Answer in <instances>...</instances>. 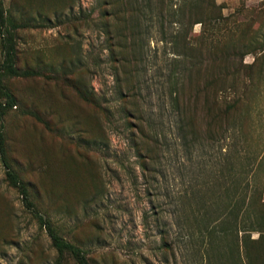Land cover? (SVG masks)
<instances>
[{"label": "rangeland", "instance_id": "1", "mask_svg": "<svg viewBox=\"0 0 264 264\" xmlns=\"http://www.w3.org/2000/svg\"><path fill=\"white\" fill-rule=\"evenodd\" d=\"M149 1L0 0L15 24L16 65L27 71L3 79L15 96L3 117L12 165L29 185L38 210L92 264H264L260 61L253 66L249 102L235 113L242 134L229 131L214 145L186 147L170 90L178 80L185 96L198 93L201 26L176 21L169 7L160 15L159 0H151L152 10ZM166 1L173 9L183 0ZM215 1L223 15H231L234 41L247 42L255 30L259 41L264 39V0ZM123 26L128 48L119 46ZM184 31L196 50L187 59L173 53L171 42ZM261 53L243 51L236 57L242 75ZM126 54L133 56L129 68L138 73L137 81L115 69ZM3 56L0 37V64ZM78 89L92 91L99 105L85 101ZM138 107L132 121L149 122L161 144L145 167L126 122L125 110ZM191 114L198 126V107ZM231 173L242 175L239 193L216 185L220 175L228 180ZM238 197L249 204L239 213L237 230L225 236L217 232L209 243L202 234L207 220L229 212L225 208ZM258 218L260 231H249ZM57 258L45 229L8 184L0 161V264H75Z\"/></svg>", "mask_w": 264, "mask_h": 264}, {"label": "trees", "instance_id": "2", "mask_svg": "<svg viewBox=\"0 0 264 264\" xmlns=\"http://www.w3.org/2000/svg\"><path fill=\"white\" fill-rule=\"evenodd\" d=\"M158 3L161 4L160 15L164 12L165 7H169L167 8V13H171L172 17H176V21L182 22L183 19H186L189 25L195 22L201 26L198 37V76L200 77L198 78V93L195 92V94L185 96L183 89L185 86L183 84L181 85L178 80H172L171 82L172 88L170 90V96L172 107L177 113V128L184 145L186 147L193 146L197 143L198 147L214 145L224 139L229 131L241 135L240 118L235 113L238 107L249 102L250 93L254 87L252 81L255 60L258 59L260 61L259 71L256 75L260 77L264 71V39L259 41V30H255L247 42L234 41L230 29L231 15H223L220 10V5L215 0H183L179 7L173 9L171 3H167L166 0H159ZM148 6H150L151 10L153 9L151 0ZM14 27L15 24L11 15L5 14L0 7V37L4 55L0 64V97L3 99V101H0V161L5 168V178L8 184L15 188L21 196L24 207L37 220L39 226L45 229L53 248L56 250L58 261L61 262V259L67 257L73 260L75 264H92L82 248L62 237L49 218L45 217L38 210L31 199L29 185L19 176L11 162L5 142L3 117L15 105V96L7 88L3 79L5 76L27 75V71L19 70L16 65L17 53L14 34L12 33V28ZM126 29V26H123L121 30L119 28L118 37L120 38L119 41L122 42L119 46L122 48L127 47V40L124 41L125 33H123ZM106 31L110 45H112L113 43L111 41L113 37L109 36V29ZM185 34L186 32L184 31L180 39L177 38L179 34L172 36L171 39V42L174 44L173 53L181 56L180 58L182 59H187L189 54L191 55V51L196 52L195 48L189 45ZM110 49L111 53L115 52L112 48ZM256 49L262 50L261 55L256 57L253 63L248 66L250 71L242 75V69H239L235 65L236 57L240 56L243 51L251 52ZM134 54L137 55L135 50ZM129 59L133 60V56L126 54L119 61L115 60L118 61L115 69L122 70L126 74L128 81L132 77L137 81L136 77L138 73H134L129 68L131 62ZM136 86L134 88H139ZM78 92L85 101L99 105L92 91L90 94H83L80 90ZM197 107L198 126L194 123V115L191 114L194 113V109H197ZM125 112L126 122L130 126L132 137H134L132 141L133 146L136 154L142 160L141 165L145 167L147 161L152 159L150 157L158 149H161L160 140L157 134L151 129L149 122L148 124L141 122L135 124L132 121L135 118L132 115L135 112H140L139 107L133 108V110H125ZM140 117L138 116V118ZM249 164L247 163L245 167L242 166L241 170H239L241 174L247 172ZM221 176L218 178L220 180L216 184L218 187L222 188L223 186L222 189L225 192L239 193L241 191L242 175L239 174L237 177V173H231L228 180H224V176ZM249 182H245L243 187L245 191L242 190V192L247 191ZM248 204V198L238 197L229 204L231 206L225 208L229 212L221 211L219 215L209 217L210 219L204 225L202 233L203 235H207L208 242L213 243L212 238L217 232L225 236L229 232L237 230L239 213ZM261 223L262 220L260 219L250 222L248 230L260 231L259 227Z\"/></svg>", "mask_w": 264, "mask_h": 264}]
</instances>
